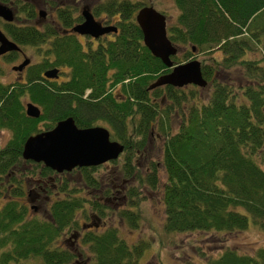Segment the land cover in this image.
Here are the masks:
<instances>
[{"label": "trees", "instance_id": "16d2710c", "mask_svg": "<svg viewBox=\"0 0 264 264\" xmlns=\"http://www.w3.org/2000/svg\"><path fill=\"white\" fill-rule=\"evenodd\" d=\"M14 2L21 3L17 11L32 17L28 3ZM173 2L179 13L167 36L178 51L185 45L189 48L182 60L172 56L173 63L198 51L220 50L218 59L201 64L204 87L163 85L147 89L169 69L142 44L133 18L142 3H105L103 11L118 14L117 31L98 40L94 47L86 43L83 48L71 36L56 35L49 40L44 31L31 25L2 24L5 35L17 44L43 47V56L33 71L28 70L24 82L0 81V129L10 131L0 147V198H4L0 203V264L33 257L39 260L34 264L67 263L72 255L68 250H58L55 242L77 225L78 211L83 206L86 210L87 203L89 211L108 216L104 212L107 206L81 197L79 191L88 188L91 193L98 190V194L106 195L114 191L110 185L119 179L129 187L133 180L153 189L160 186L166 232L231 234L245 230L248 219L253 227L264 231V0ZM72 10H60L62 26L80 20ZM253 50L260 55L244 58ZM54 65H65L68 72L64 80L49 83L38 72ZM108 80L111 85H120L117 93L105 92ZM85 89L89 92L83 97ZM23 100L39 106L37 118L25 115ZM66 116H71L77 126L93 125L97 120L109 125L111 134L123 144L122 160L114 174L98 179L94 174L98 165L55 173L41 163L39 167V163L21 158L22 143L38 131V121L52 125ZM174 117L178 120L175 130L171 123ZM153 126L162 139L164 179L160 185L155 163L150 162L142 175L133 162L136 154L144 152ZM36 169L46 180L53 175L57 192L47 203L46 215L40 218L27 206L31 193L23 197L28 177ZM126 192L125 204L135 207L132 197L138 192ZM127 207L111 210L135 227L137 210ZM82 216L87 217L85 212ZM93 223L97 222L80 224L93 264H140L138 257L145 247L127 246L113 225L96 232ZM202 260L203 264H264V247L251 255L226 248L219 256Z\"/></svg>", "mask_w": 264, "mask_h": 264}, {"label": "rangeland", "instance_id": "374dc122", "mask_svg": "<svg viewBox=\"0 0 264 264\" xmlns=\"http://www.w3.org/2000/svg\"><path fill=\"white\" fill-rule=\"evenodd\" d=\"M87 1V0H86ZM109 1L112 0H88L89 3L85 2L90 10L96 15V19L103 22L104 20L107 21L106 24H115V21L118 17L117 12H112V14H109L105 11H103L101 8L103 5ZM119 2L126 3L131 6V4H138V3H144V4H150L155 10L160 11L164 16L166 20V28L173 25L176 22L177 14L179 13L177 7L175 6L173 0H115ZM84 3V4H85ZM21 5V3H20ZM19 6V4L17 5ZM43 10H46V8H42ZM49 12V10H48ZM17 15L19 16L18 24L20 25H26L29 23V21L23 22L22 13L17 11ZM36 16V13L34 14ZM2 27V23L0 21V28ZM110 35H107V38H109ZM83 39L80 38V41ZM100 41V39H98ZM96 44V43H95ZM95 44H91L90 46L94 47ZM43 47H40L37 49L36 46H29L25 45L23 47L24 55L29 59V65L36 68V66L40 63V57L42 53ZM85 48V47H83ZM188 45H185L183 48L179 49V51L176 54V57L179 60H182L183 55L188 51ZM260 55V52L258 50H253L250 52H247L244 56V58H256ZM221 56L220 50L213 48L209 51H198L195 52L191 56H187L184 61L190 60L192 58L197 59L200 64H207L210 62L212 58L218 59ZM11 58L12 60H10ZM22 59V56H0V81L3 83H11L15 82L18 78V74L12 70V66L16 65L20 60ZM183 62V61H181ZM28 68V67H27ZM27 68L23 70L21 74H23V79L21 78L20 81H25V75L27 72ZM65 70L64 68H61ZM40 74V71L38 72ZM216 75L218 77H222L221 72H216ZM65 79L64 73L60 75L59 81H62ZM119 84H113L111 85L110 80L106 82L105 85V92L106 93H117L116 91L119 90ZM114 93V94H115ZM28 101V100H23ZM23 102V106H24ZM37 105V104H36ZM38 106V105H37ZM39 107V106H38ZM172 129L175 130L178 120L176 117L172 118ZM95 125L103 126L108 129L110 138L113 140H117L110 131L109 125L103 121V120H97L94 122ZM51 125L46 120H40L36 123L37 128L44 129L46 126L49 127ZM157 135V136H156ZM10 137V131L7 129H0V147L3 146L8 138ZM161 134L157 132L155 126L151 127L147 143L144 148L143 153H138L134 156L133 162L137 165L142 175H144V172L146 171L147 166L150 162L155 163L159 168L157 170V175L159 176V185L162 183L163 172L162 168L160 166V153H161ZM122 154H119L117 160L112 163L111 161L102 163L98 165L96 168V171H94L95 176L99 179L102 176L114 174L116 172L117 167H119L121 160H122ZM39 167H42L39 163ZM37 169L32 174L31 177H28L29 182L25 186L24 195L23 197H26V192L30 191L36 192L37 190V184L33 183V181L37 178L41 180H46L44 177H41L37 173ZM136 171V170H135ZM39 172V171H38ZM51 179L53 178V175H50ZM38 181V179H37ZM53 181V180H52ZM48 183H50V180H47ZM113 187H116V190L114 192L111 191L109 193L108 198L109 200L106 202H101L105 206H108L104 209V212L108 215L107 217H101L94 211H89L87 208V203H85V208L83 206V210H79L78 214L76 216L77 225L75 227H71L69 232H65L63 235L59 237V241L55 242V244H58V250H68L70 254L72 255L69 261L64 264H76L73 259L77 253L81 254L83 256L82 259L87 257V260L89 261L88 264H93L92 258L90 256V253L87 250V245L83 239H82V232L80 228V224L84 222L90 221V216L94 217L97 215L99 217L98 226L94 229L97 232H101L105 225H113L116 227L117 233L119 237L127 244V246H131L132 244H137L136 247L143 246V251L141 255L138 257V262L140 264H203L204 257H217L219 254L226 248H231L235 250L236 252L240 254H247L251 255L253 252L260 248L264 247V231H260L253 227L251 220L248 219L247 227L245 230H242L240 232H234V233H213V232H207V233H200V232H184V233H171L166 232L163 229V208L160 201V194L159 189L160 186H158L156 189L146 187L143 184H139L137 180H133V183L131 184L132 187H129L128 184L125 181H121L119 179L116 181V184H112ZM127 189H134L138 192L136 196L132 197V201L135 203V207H127V203L125 204V194L127 195ZM96 192V191H92ZM31 193V195H32ZM49 194V200H54L56 196L53 195V193ZM78 195L81 197L87 199V200H93L96 199L97 196H101L97 193H91L88 188H81V191H79ZM41 197L31 199L29 203H27V206L33 205L37 207L36 211H32L31 214L36 216L37 218L43 217L47 213V207L50 202L48 199H44ZM97 200V199H96ZM4 201V198H0V203ZM127 207L132 210L136 209L138 213V221L137 226L133 227L132 224H130L126 220H121L114 214V208L118 207ZM82 212H85V215L87 217L84 218L82 216ZM110 215H113L110 217ZM115 219L114 224H112V219ZM76 231L77 235L73 238L72 234ZM75 233V234H76ZM78 236V239L76 237ZM65 241V244H62V242ZM55 244H52L51 247H53ZM78 246H77V245ZM139 245V246H138ZM85 256V257H84ZM76 261L80 262L79 259L75 258ZM189 260H191L189 262ZM39 260L35 257L33 258H27L21 262L16 263H9V264H34L37 263ZM81 264V263H77Z\"/></svg>", "mask_w": 264, "mask_h": 264}, {"label": "water", "instance_id": "95a60500", "mask_svg": "<svg viewBox=\"0 0 264 264\" xmlns=\"http://www.w3.org/2000/svg\"><path fill=\"white\" fill-rule=\"evenodd\" d=\"M42 14L41 11H39ZM83 20L72 26L71 30L83 35L98 37L108 32H115L113 25H101L93 18L87 6L81 9ZM0 18L6 22L13 19L9 7L0 3ZM134 21L141 31V40L150 54L170 68L168 72L158 75L147 87L148 90L163 85L182 87L188 84L204 87L206 80L200 69V62L190 59L173 64L171 56L177 52V47L167 37L165 16L155 10L150 4L138 8ZM19 50L18 46L7 39L0 30V55L6 51ZM194 51V47H191ZM28 59L12 66V70H20ZM57 68H49L42 73L46 78H57ZM24 113L28 117L37 118L39 108L30 101L24 103ZM123 145L109 139V132L102 126L78 127L71 116H66L44 131L28 135L21 147V158L33 162H41L45 167L60 173L70 171L75 167L96 166L109 160H114L122 152ZM34 209V206H30ZM97 225V224H94Z\"/></svg>", "mask_w": 264, "mask_h": 264}, {"label": "flooded vegetation", "instance_id": "af4514ba", "mask_svg": "<svg viewBox=\"0 0 264 264\" xmlns=\"http://www.w3.org/2000/svg\"><path fill=\"white\" fill-rule=\"evenodd\" d=\"M14 1H19V0H0V3L3 4V5H6L7 7H9L11 9L12 13H13V19H12V21L6 22V21H4L1 18H0V21H1L2 24L3 23H15L17 26H23V25L18 24V20L19 19H15L14 18L17 15V10L19 8V6H17V5L18 4L20 5V3H18V2L15 3ZM21 2L22 3H28V5L31 8L30 11L32 13V17H30V18L29 17H25V16L22 17L23 22L29 21V23L26 24V25H31L33 28H35L37 30L44 31L46 33L45 38L47 37L49 40L50 39L52 40V38H54V36H56V35H58V36H71V37L74 38V40L78 41L81 44L82 47H85L84 44H86V43L88 45H91L93 43L95 44L98 41V39H100V40L105 39V38H107V35H111V33H115V32H112L111 31V32L105 33V34H103V35L98 36V37L95 38V37H92V36H89V35L78 34V33H76V32H74V31L71 30L72 26L80 23L83 20L82 15H81V9H82L83 6H87L88 9H89V11L93 15V18L95 20H97L96 19L97 18L96 15L92 12V10H90L89 6L85 3V2L89 3L88 0L87 1L86 0H21ZM42 8H46V10H43ZM66 8H68V9H71L72 8L73 9L72 10V13L75 14V15L80 16V20L72 21L71 24L68 27L62 26L61 23H60L61 22V19L59 18V16H60V10L62 11L63 9H66ZM48 10H49V12H48ZM39 11H41L42 14H40ZM35 13H36V16H34ZM117 19H118V17H117ZM97 21H99L101 23V25H113V24H106L107 23L106 20H104L103 22H101L100 20H97ZM0 30L4 33L2 27L0 28ZM6 37H7V39L11 40L8 36H6ZM80 38L83 39V40L80 41ZM11 41H13V40H11ZM13 42L18 46L19 50L6 51L5 53L1 54L0 56H4V55H10V56H15V57L16 56H22V59L20 60V62H18L16 64V65H18V64H20L23 61L24 58H27L24 55V52L22 50L23 47H25V45H19L15 41H13ZM29 46H34V45H29ZM37 49H38V47H37ZM42 56H43V52L41 53V57ZM28 65H29V59H28V63L25 64L20 70H14L18 74V78H17L16 81H20L21 78L23 79V74H21V73L23 72V70L25 68L28 67L27 68V72H28V70H30V71H33L34 70V67L33 66H28ZM49 68H57V73H58L57 78H46V77H43L42 76L43 71L44 70H47ZM61 68H64L65 70H63ZM67 72H68V67L67 66H65V65L55 66L54 65V66H50V67L48 66V67L41 68L39 75L43 79L47 80L49 83L50 82H60L57 79H59L60 75L63 74V73H64V76L66 78ZM88 92H89V90L86 91V92H84L83 93V97H85ZM55 122H54V124H55ZM74 123H75V121H74ZM54 124H52L50 127L46 126L43 130L42 129L39 130L37 128V126H36V128L38 129L37 132L47 130V129L51 128ZM93 125H95V124H93ZM80 127H87V126H80ZM32 134H34V133H32ZM49 180L51 181L50 183H48L47 181H44V180L36 181L35 182V184H37V190H36V192H33V193L31 192L32 195H30V200L31 199H35V198H38V197H41L42 195H43L42 198L49 200V197L50 196L48 194V191H50V193H53L54 196L55 195L57 196V194H56L57 192L54 190V187L55 186L53 184V181H52V179H49ZM112 184L110 185V188L115 191V187H113ZM97 192H98V190H96V193ZM108 195H109V193L106 194V195L97 196L96 199L98 201H101V202H106V201H108L110 199L108 197ZM97 226H94V227L96 228ZM81 232L83 234V232H84L83 231V227L81 229ZM76 235H77V233L74 234V235H72L73 238ZM76 239H78V236L76 237ZM62 244H65V241L62 242ZM134 245L135 244H133L132 246H134ZM55 246L58 247V244H56ZM86 246L87 245H85V247ZM81 254L77 253L75 256H73L74 257L73 260L75 262H77V263L88 264L89 261L87 260V257L84 256L85 258L82 259L83 256ZM75 258L79 259L80 262L76 261Z\"/></svg>", "mask_w": 264, "mask_h": 264}]
</instances>
